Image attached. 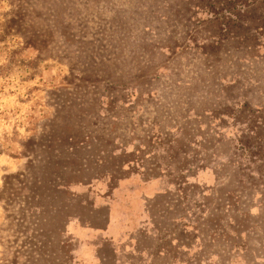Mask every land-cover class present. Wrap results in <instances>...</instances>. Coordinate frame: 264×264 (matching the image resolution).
<instances>
[{"label": "rangeland", "instance_id": "374dc122", "mask_svg": "<svg viewBox=\"0 0 264 264\" xmlns=\"http://www.w3.org/2000/svg\"><path fill=\"white\" fill-rule=\"evenodd\" d=\"M206 111L245 120L234 144L192 151L219 161L217 184L154 205L160 234L136 243L153 264H264V0H0V264H73L69 221L104 224L94 207L124 164L172 146L183 167L186 143L154 140L157 122Z\"/></svg>", "mask_w": 264, "mask_h": 264}, {"label": "crops", "instance_id": "0c3cea01", "mask_svg": "<svg viewBox=\"0 0 264 264\" xmlns=\"http://www.w3.org/2000/svg\"><path fill=\"white\" fill-rule=\"evenodd\" d=\"M208 56L209 54L199 53L193 59L207 60ZM191 85L193 84L187 86ZM216 102L218 103L219 101L216 100ZM250 107L256 111L252 117L253 127H255L258 125L255 121L256 116L259 115L258 113H260L263 106L261 103H251ZM202 110H205V107H202ZM209 113L208 111L204 112V116L203 113L201 116L197 114L195 116L189 115L180 121L176 119L175 122L171 121L165 130L161 128L163 121L157 122L159 127L152 135L153 137L155 136L154 140L161 141L162 134L164 136V132H167L175 144L174 148L180 149L179 142L181 141L186 143V149L182 150L184 151L182 153L184 166L176 165L170 154L172 146L159 148L161 149L159 151L154 150L152 165H139L140 161L133 163V165L124 164L127 169H122V171L126 173L121 178L116 179L110 186L106 185L105 190L100 193V202L94 207V209L106 211L104 224L94 226L83 222L79 218L69 221L67 227L68 236L74 243L72 251L73 264H101L103 260L101 248L105 243L110 246L114 253V258L120 262L119 264H131L129 259L133 258V256L141 259L142 262H138V264H153V261H151L154 257L153 251L138 247L136 238L137 236H143L156 239L160 234L156 226L157 219L160 217H155L154 205L164 203L166 210H170V205L173 204L183 203L186 205L187 199L182 195V191H186L187 186L196 185L201 187V189L215 186L218 182L217 168L219 167V161H212L211 164H201L194 167L192 151H218L204 146V141L209 137L215 142L231 140L232 144H234L235 139L236 141L239 139V126L245 120L241 122L237 118L235 120V117L229 118L224 114ZM193 123L201 127L202 134L194 136L190 133L186 137L181 126ZM229 126L232 128V133L227 136L225 133L230 128ZM235 130H237V133ZM255 130L250 131L251 136ZM204 133L208 136L207 138L204 137ZM187 151L189 152L187 153ZM232 151H235L234 145H232ZM149 158L146 157V159ZM187 158L188 165L186 164ZM186 213L184 212L182 218L168 213V219L172 226L178 219L186 223ZM172 234V231L162 233L163 236ZM158 252L162 254L160 250Z\"/></svg>", "mask_w": 264, "mask_h": 264}]
</instances>
